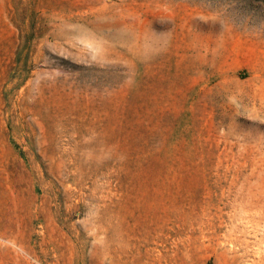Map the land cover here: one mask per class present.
<instances>
[{"label": "rangeland", "instance_id": "obj_1", "mask_svg": "<svg viewBox=\"0 0 264 264\" xmlns=\"http://www.w3.org/2000/svg\"><path fill=\"white\" fill-rule=\"evenodd\" d=\"M0 264H264V0H0Z\"/></svg>", "mask_w": 264, "mask_h": 264}]
</instances>
